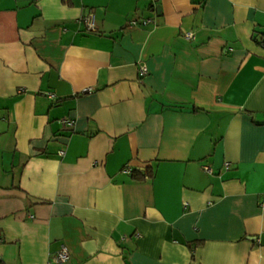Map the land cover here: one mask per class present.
I'll list each match as a JSON object with an SVG mask.
<instances>
[{"label":"crops","instance_id":"crops-1","mask_svg":"<svg viewBox=\"0 0 264 264\" xmlns=\"http://www.w3.org/2000/svg\"><path fill=\"white\" fill-rule=\"evenodd\" d=\"M262 202L264 0H0V264H264Z\"/></svg>","mask_w":264,"mask_h":264},{"label":"built area","instance_id":"built-area-1","mask_svg":"<svg viewBox=\"0 0 264 264\" xmlns=\"http://www.w3.org/2000/svg\"><path fill=\"white\" fill-rule=\"evenodd\" d=\"M84 22H85V24H86V26L88 28H91L92 27V20L89 17L85 18ZM148 22H149L148 20H141V21H139V20H136L135 19V20H131L129 22V26L130 27H136L138 25L145 26ZM183 37H184L185 40H192L193 39V33L186 32V33H184ZM145 74H146V69H145L144 66H141L139 68V77H143ZM61 123L64 126H66V127H71L73 125V122L71 120H62ZM58 154L60 156H62L63 155V152L60 151V152H58ZM203 170L206 173H208V174L211 173V171L208 169V167H204ZM123 171H124V173H126L128 175L131 174V168L129 166H125L123 168ZM260 206L262 208H264V202H262ZM69 259H70L69 251H68V249L64 245H62L60 247V249L57 251V253L54 255V257H52L50 259V261L48 262V264H64Z\"/></svg>","mask_w":264,"mask_h":264},{"label":"trees","instance_id":"trees-1","mask_svg":"<svg viewBox=\"0 0 264 264\" xmlns=\"http://www.w3.org/2000/svg\"><path fill=\"white\" fill-rule=\"evenodd\" d=\"M131 178L136 181H142L145 178H152L153 173L151 168H145L143 171H134L131 172Z\"/></svg>","mask_w":264,"mask_h":264}]
</instances>
